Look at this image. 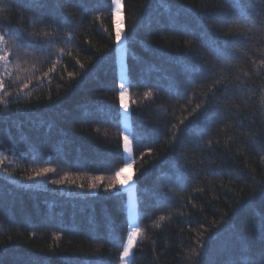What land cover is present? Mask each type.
<instances>
[{"label": "trees", "instance_id": "obj_1", "mask_svg": "<svg viewBox=\"0 0 264 264\" xmlns=\"http://www.w3.org/2000/svg\"><path fill=\"white\" fill-rule=\"evenodd\" d=\"M121 7L125 81L113 0H0L11 53L0 264H122L131 226L116 176L126 167L122 82L138 226L128 264H259L264 0Z\"/></svg>", "mask_w": 264, "mask_h": 264}, {"label": "rangeland", "instance_id": "obj_2", "mask_svg": "<svg viewBox=\"0 0 264 264\" xmlns=\"http://www.w3.org/2000/svg\"><path fill=\"white\" fill-rule=\"evenodd\" d=\"M116 15V24L117 29L120 31V42L118 43L119 49V58H120V73H121V81L126 80V68H125V30H124V18H123V9L121 7L120 0V11ZM123 87H121V91L123 92V114H124V126H125V150H126V167L123 169V172L119 176L120 183L122 188L128 193V200L130 206V235L129 238H132V246L129 249V240L126 246V249L129 251L128 257L123 255L122 264H128L131 260L134 244L137 240L138 235V226H137V206H136V194H135V181H134V170H133V153H132V144H131V129H130V110H129V96H128V87L126 83L122 82ZM121 85V86H122ZM127 181V183H125ZM125 249V250H126Z\"/></svg>", "mask_w": 264, "mask_h": 264}, {"label": "built area", "instance_id": "obj_3", "mask_svg": "<svg viewBox=\"0 0 264 264\" xmlns=\"http://www.w3.org/2000/svg\"><path fill=\"white\" fill-rule=\"evenodd\" d=\"M11 63V53L7 47L6 38L0 35V94L4 91L6 70Z\"/></svg>", "mask_w": 264, "mask_h": 264}, {"label": "snow or ice", "instance_id": "obj_4", "mask_svg": "<svg viewBox=\"0 0 264 264\" xmlns=\"http://www.w3.org/2000/svg\"><path fill=\"white\" fill-rule=\"evenodd\" d=\"M113 3L116 5L115 10H116V13L118 14L120 11V0H113ZM0 14L6 15L7 14L6 10L4 8H0ZM0 25H2V19H0ZM8 27H9V32L13 31L11 26H8ZM15 31L18 33L19 30L15 29ZM8 34L9 33H5V35H8ZM116 37H117V43H119L120 42V31H119V29H117ZM121 87H123V85ZM121 100H123V92H121ZM125 139H127V138H125ZM45 171H47V170H45ZM122 172H123V169H121L120 172H117L116 176L119 177ZM37 175H40V173H37ZM125 183H127V181H125ZM160 219L163 220L164 217H161ZM157 226H159V225H157ZM131 246H132V238L130 237L129 238V249L131 248ZM128 255H129V251H128V249H126L124 252V256L128 257ZM259 264H264V261L259 262Z\"/></svg>", "mask_w": 264, "mask_h": 264}]
</instances>
